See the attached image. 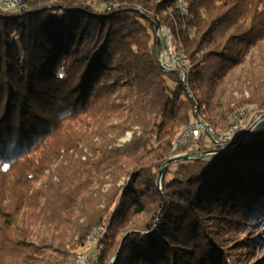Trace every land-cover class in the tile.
<instances>
[{"label": "trees", "instance_id": "trees-1", "mask_svg": "<svg viewBox=\"0 0 264 264\" xmlns=\"http://www.w3.org/2000/svg\"><path fill=\"white\" fill-rule=\"evenodd\" d=\"M17 2L0 6V264H66L65 243L103 224L90 264H239L222 233L260 223L264 239V120L235 151L175 161L160 188L157 177L197 116L221 129L241 107L264 112V70L245 67L264 0ZM157 27L180 60L169 68ZM106 178L108 223L79 197Z\"/></svg>", "mask_w": 264, "mask_h": 264}, {"label": "rangeland", "instance_id": "rangeland-1", "mask_svg": "<svg viewBox=\"0 0 264 264\" xmlns=\"http://www.w3.org/2000/svg\"><path fill=\"white\" fill-rule=\"evenodd\" d=\"M1 1H3V0H1ZM0 6H3L1 4V2H0ZM260 44H261V46L259 47L258 51L254 49V51L252 53L253 55H252L250 60H252L253 63L249 64V62H248L245 65V67L249 68V71L253 72L254 70H256L257 74H262V72L264 70V39L260 42ZM172 54L174 55V59H172ZM172 54H170L169 48L164 47L163 45L159 46V48H158L159 62H160V59H162V63H167L168 65L173 64V63H178L180 60L178 61L174 52ZM239 91H240V89H238L236 91L233 90L229 94H226L227 93L226 92L225 94L228 96L229 99H231L232 96H233V98H239L240 97ZM244 92L248 94L249 89L248 88L244 89L243 93ZM252 113H253L252 111H247V114H245V113L243 114V116H244L243 121L240 119V121L243 123V125L247 122L249 117L250 118L252 117L251 116ZM240 121L238 120V122H240ZM232 127H235V125H233ZM134 128L137 129L138 127L134 126L133 129ZM213 128L216 131L223 132V133L227 129V128L226 129L225 128L218 129L215 127H213ZM234 132H235V130H234ZM138 133H139V131H137V134ZM131 136H132V130L131 129L125 131L123 135H121L117 138V140L115 142L116 145H121L124 142L129 141ZM202 140L205 143V142H209L211 139L208 135H203ZM82 153H85V149L82 150ZM176 153H179L178 150L174 152V154H176ZM206 157H209V156H206ZM81 158L84 159V156H82ZM125 180H126L125 175L121 176L118 179V181L116 182V186L117 187L118 186L120 187V185L122 186V184L125 182ZM89 187H90L89 190L85 191V193H83L82 195L81 194L79 195L80 205H82V207L84 209H86L85 214H87V215H88V213H94L96 210H104L105 209L104 221H105V223H108L110 215L112 214V211L116 205L115 202L108 203L110 200L107 201V198L109 195L116 194V191L113 190L112 182L108 181V179L106 178L101 183L92 182V184H90ZM158 187L160 188V184H158ZM116 196H117V194H116ZM116 196H114V198H116ZM82 202H83V204H82ZM85 214L80 215L79 213L76 212L75 215L78 218L77 221L79 223L86 222L87 216ZM106 225L103 224V225H98V226H104V228L106 230ZM98 226H91L88 229L89 232L87 235H90V233H92L94 228L98 227ZM260 226H261L260 223L252 224L251 222H249L246 224H241L240 226L237 225L234 228L232 227V229L227 231L225 234H223L221 232L224 239H225L224 240L225 245H227V246L229 245L228 246L229 249H235V251L237 252V254H235V255H237V257L239 256V260H240L239 264H264V239H263V235H261L262 231H261ZM75 239H76V237H75ZM90 245H91V240H88L87 236H86V242L83 246L74 245L73 242H66L65 243V249H71L72 248V250L76 251V254H77L79 252H82V251H85L86 249H88ZM95 246H96V244L90 250L88 257L94 256ZM88 257L86 258L85 264H90L89 262H87Z\"/></svg>", "mask_w": 264, "mask_h": 264}, {"label": "water", "instance_id": "water-1", "mask_svg": "<svg viewBox=\"0 0 264 264\" xmlns=\"http://www.w3.org/2000/svg\"><path fill=\"white\" fill-rule=\"evenodd\" d=\"M160 46V41L158 39V48ZM245 97H248L247 93H243ZM247 111H252V115L254 113L260 112L258 109H256L254 106L248 105L245 107H241L239 109V113L237 117H235L228 125L227 129L223 132L216 131V135L219 136V138H211L212 144L208 145L199 152L198 156L196 158H191L189 153L184 154H174L169 157V159L166 161L164 166L159 170L158 177H157V185L160 184V180L162 177V174L164 172V169L167 165L175 162V161H186L189 159H213L214 156L217 155H225L229 154L236 149H238L243 144L247 143L253 138V129L256 127V125L264 120V112H260L258 114V117L253 120V118L249 117L247 122L243 125V123L240 121V119L243 121L244 116L243 114H247ZM251 115V116H252ZM238 120L240 122H238ZM235 125V127H232ZM235 130V132H234ZM209 156V157H206ZM115 259V258H114ZM113 259L109 262L111 264Z\"/></svg>", "mask_w": 264, "mask_h": 264}, {"label": "built area", "instance_id": "built-area-1", "mask_svg": "<svg viewBox=\"0 0 264 264\" xmlns=\"http://www.w3.org/2000/svg\"><path fill=\"white\" fill-rule=\"evenodd\" d=\"M0 2L4 7H14V9L19 7V5H16L14 0H3V1L0 0ZM93 9L95 11H99L100 6L97 5L93 7ZM156 35L160 43L162 42V45L168 48L167 43H166V38L163 37V31H158V29H156ZM169 52L170 54L173 53L171 48H169ZM172 59H174L173 54H172ZM160 63H162V59H160ZM162 64L165 68H169V65L167 63H162ZM203 135H208L210 139L215 138V137L210 136L209 133L207 132V129L201 127L197 123V121L194 119L193 127L191 128V130H189V133L186 136L185 140L180 141L178 144V148L181 146H185V149L182 152H179L177 154L189 153L191 158H196L199 152L204 149V147L212 144V140L204 143L202 140ZM216 138H219V137H216ZM102 229H104V226H101L98 229H94L92 233H90L88 240H91V245L89 246V248L86 249L85 251L77 253L76 256L71 259L69 264H85L86 258L88 257L90 250L98 242V234L100 233Z\"/></svg>", "mask_w": 264, "mask_h": 264}, {"label": "bare ground", "instance_id": "bare-ground-1", "mask_svg": "<svg viewBox=\"0 0 264 264\" xmlns=\"http://www.w3.org/2000/svg\"><path fill=\"white\" fill-rule=\"evenodd\" d=\"M14 2L16 3V5H19L18 2H17V0H14ZM178 5L181 8V10L186 11V8H185V5L183 3V0H178ZM95 6H97V5H94L93 7H95ZM6 8H8V9H14V7H6ZM156 29H158V31H163V37L166 38L167 46H168V48H171L170 31L167 28H165V27H157ZM177 59L179 61V58L178 57H177ZM160 64H162V63H160ZM162 66H163V64H162ZM195 120L197 121V123L201 127L207 129V132L209 133L210 136H212V137H215V136L216 137H219V136L216 135V130L208 122L204 121L201 117L197 116L195 118ZM192 127H193V121L187 127H185V129H183V131L181 132V134L179 135V137L175 140V142L173 144V147H172V152H171L172 154H171V156L178 149L179 142L182 141V140H185L186 136L189 133V130H191ZM100 227L101 226H98V227H95L94 229H98ZM104 231H105V228L100 231V233L98 234V240L100 239V237L102 236V234L104 233ZM88 237H89V235H87V239H88ZM70 261H71V259L68 260L66 264H69Z\"/></svg>", "mask_w": 264, "mask_h": 264}]
</instances>
